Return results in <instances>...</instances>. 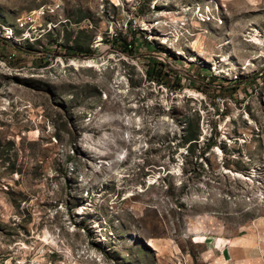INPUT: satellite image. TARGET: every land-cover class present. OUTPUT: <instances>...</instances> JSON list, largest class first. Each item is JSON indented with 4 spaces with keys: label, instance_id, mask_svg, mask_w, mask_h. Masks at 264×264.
<instances>
[{
    "label": "rangeland",
    "instance_id": "1",
    "mask_svg": "<svg viewBox=\"0 0 264 264\" xmlns=\"http://www.w3.org/2000/svg\"><path fill=\"white\" fill-rule=\"evenodd\" d=\"M0 264H264V0H0Z\"/></svg>",
    "mask_w": 264,
    "mask_h": 264
},
{
    "label": "bare ground",
    "instance_id": "2",
    "mask_svg": "<svg viewBox=\"0 0 264 264\" xmlns=\"http://www.w3.org/2000/svg\"><path fill=\"white\" fill-rule=\"evenodd\" d=\"M254 33L255 34L252 36V40L254 42L253 44H255L256 46H259L262 44L263 41L259 39V37H258L259 34H258L257 30H255ZM73 64H75V66L80 67V68L81 67L92 68V67L96 66V61L92 60V59H88V60H85L83 62V64H78L77 62H75ZM252 66H254V65H252Z\"/></svg>",
    "mask_w": 264,
    "mask_h": 264
},
{
    "label": "trees",
    "instance_id": "3",
    "mask_svg": "<svg viewBox=\"0 0 264 264\" xmlns=\"http://www.w3.org/2000/svg\"><path fill=\"white\" fill-rule=\"evenodd\" d=\"M134 43H139V40H134ZM192 140H194L193 138H190L189 139V141H192ZM210 141H211V137H210ZM210 141L209 142H207L208 144H207V146L209 147V146H211V144H213V143H210Z\"/></svg>",
    "mask_w": 264,
    "mask_h": 264
}]
</instances>
